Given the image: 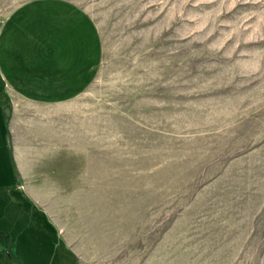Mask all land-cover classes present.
<instances>
[{
	"label": "rangeland",
	"instance_id": "374dc122",
	"mask_svg": "<svg viewBox=\"0 0 264 264\" xmlns=\"http://www.w3.org/2000/svg\"><path fill=\"white\" fill-rule=\"evenodd\" d=\"M70 1L104 48L87 180L62 182L60 228L0 190V264H264V0ZM0 169L16 186L4 112Z\"/></svg>",
	"mask_w": 264,
	"mask_h": 264
},
{
	"label": "crops",
	"instance_id": "0c3cea01",
	"mask_svg": "<svg viewBox=\"0 0 264 264\" xmlns=\"http://www.w3.org/2000/svg\"><path fill=\"white\" fill-rule=\"evenodd\" d=\"M103 53L93 18L70 0L26 1L0 25V112L16 178L0 190L17 196L20 215L36 209L54 222L62 182L87 180L78 176L88 147L76 103L94 84Z\"/></svg>",
	"mask_w": 264,
	"mask_h": 264
}]
</instances>
